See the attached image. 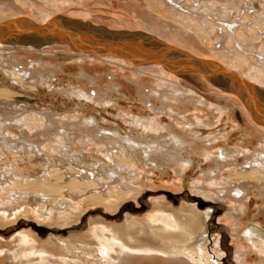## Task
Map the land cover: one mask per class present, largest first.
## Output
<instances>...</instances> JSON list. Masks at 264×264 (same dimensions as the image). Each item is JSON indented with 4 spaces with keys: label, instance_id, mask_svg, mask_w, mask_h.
I'll list each match as a JSON object with an SVG mask.
<instances>
[{
    "label": "rangeland",
    "instance_id": "obj_1",
    "mask_svg": "<svg viewBox=\"0 0 264 264\" xmlns=\"http://www.w3.org/2000/svg\"><path fill=\"white\" fill-rule=\"evenodd\" d=\"M6 1H12L19 4L17 0ZM21 1L24 3V6H20L22 9L21 11H16V17H26L37 23H44L46 20H49L55 16L64 15L72 19H80L93 23L96 26H105L111 30L144 32L146 34L155 36L172 46L187 51L192 55L204 59L214 60L222 64L226 69H234L233 71L237 72V68H234L232 64H229L230 62L226 59V55L228 54H226V50L223 47L224 43L221 45V49H218L219 44H216L215 40L211 39L209 35H205L202 30L197 27L194 21H191V19H188V21L186 19V23L184 22L183 26L186 27L187 25V28H190L189 33L192 35V37L190 36V39H192L191 42L193 45L197 44L199 50L197 48L191 47L188 41H185V39L182 40V38H180L176 40L174 38L176 41L172 39L173 36L170 34L172 32L174 33V31H172L173 29H171V26L181 25L176 23L175 19L177 18L179 21H182V18L176 17L173 12H171L168 8H165L164 4L162 5L157 0H149L150 4L147 0H62V3L60 2V7L56 6L55 4H51V1H48L49 4L48 2H45L47 3L45 4L42 0ZM203 1L206 2V0ZM239 1L240 0H209L208 3L214 10L216 8L215 4L218 6L221 5L220 3L222 2V8L225 6L229 7L234 15H238L239 10L236 6L241 4L238 3ZM242 1L249 2L250 0ZM260 1L262 2L261 6L263 5L261 7V11L264 13V0ZM25 2L27 4L26 7ZM188 4L190 5H188L190 7L189 10L194 11L195 7L192 5V0H189ZM41 7H45L47 9V12L49 13L47 19H42L39 15L35 14L36 11L41 10ZM149 14H152L155 18V25H159L158 28L166 25V32L168 31L169 33L170 31L171 33L163 34L160 31L158 32L151 30L154 28L151 27L150 29L147 23L142 21L144 18L148 17ZM201 14L202 12L199 13L200 16ZM249 15L250 14H247V17L243 19L242 25H247L249 27L252 26L253 21L251 20L253 19H250L248 17ZM0 16H6L8 19L15 18L10 14L5 15L2 11H0ZM191 16L193 19L197 18V21L199 22L202 20L200 16ZM205 17L216 24H219L217 19L221 18L215 15L213 12L212 14L210 13L205 15ZM253 29L254 26H252V32ZM198 34H201V36H198ZM194 37H196L197 42H194ZM258 42L261 45H264V39H258ZM0 52L7 56L12 54V59L17 58L20 60V62L23 61V64H28V66L33 62L32 59L34 61L37 59H42L45 62L44 67L42 68L53 66L48 69L50 70L49 73L51 74L52 72L54 75L51 74V76L48 73L47 75L50 76L46 75L43 77V79L46 81L41 79L42 77L39 75L38 79L29 77L27 78L28 81L27 79L24 80V83L27 81V84L30 86H25L26 84L24 85L23 81L19 82L17 77L16 79L14 77L11 78L6 71V68L0 64V80H3L4 83L7 82L8 86L11 85L10 87L14 88V91H17L20 96L23 95V99H16L15 103H13L14 106H12L14 108H20L23 105H26L28 112L32 114L31 119L34 118L37 120L41 118V114L47 110L55 111L65 120L72 114L80 115L83 113L88 116L96 117L97 121L102 126L115 128L118 130L120 129L121 131L128 132L133 135H142V137L144 136L145 138H150V136L148 137V135L152 134V132H150V126L157 128L158 125L157 129L160 130V132H166L169 128L175 133L184 135V137L186 136L188 140L190 139L194 141L193 146L183 148L181 151H179V154L175 156L176 159H172V151H165V156L161 154H154L155 156L153 155L152 158H155V161L158 160V163L160 162V167H153L154 165L151 166V160L141 158L142 156L140 153H136L138 156L125 154V159L130 161V168H135L134 175H138H136L135 178H133V175L131 179L133 183L132 187L134 188L135 193L128 195L119 193L116 196L107 195L109 196V200L104 198L89 199L90 196L87 194V196L81 198V203L79 204L80 209L76 211L77 216H72V219L66 220L67 222L62 221V224L55 217H40L34 210L31 212H26L25 208L31 207L30 205H18V212L15 216H10L8 218L3 217L0 219V251L4 248V246L12 244L15 240V237L18 235H24L30 238L29 235L33 236L34 234L38 239L37 245L39 243L41 245L46 243L51 236L60 235L63 238H67L77 235L78 237L76 236L77 238L73 242L72 253H65H68V257H71L70 255H75V257L79 255L81 258L80 261L83 260L82 264H110L109 261L102 257L96 242H93L91 239L90 230L94 225L93 222L101 219L102 221H105L106 225H116L120 229V232L124 233L125 229L123 226L127 215H130L140 224H144L147 222L148 217L155 212L167 214L170 207L176 209L193 205L196 206L198 212V216L196 215L197 218L195 217V220L192 222L193 227L195 226L194 224H197L196 222L201 221L202 219H207L205 228L207 227L206 229L211 238H215L218 241V247L223 253L222 264H239L236 258L237 247L243 242L242 238L247 231H253L258 228L261 230L260 232H264V194L262 195L264 188H261V186L257 184L258 187L254 185L248 190V194L245 196L246 200L248 201L247 211L241 215L240 218H238V225L236 227L235 222L231 219L229 220L230 217L228 216V213L231 209L230 207L235 206L236 203L233 201L230 203L228 200L223 199L221 195L219 197L218 195L220 193L217 192V185L214 186L213 184L215 182L214 178H217V180H220V182L223 181L222 178H225L228 182H231V179L233 180V177H235L233 173L227 169L220 171L222 175L220 174L217 176L215 174V170H217L216 163L219 161L216 159L214 160L215 155L213 153L217 152V150L222 146H225V143L231 146L239 145L242 147H246L249 144L248 147L250 149L252 144L255 145L258 141V137L256 136L257 133L255 136L249 135L250 132L247 131L246 128H248L250 125L246 116L241 112L240 108L235 105L237 110L235 109L233 114L229 112V108L233 106V101L228 96L233 94H231L229 91L215 86L200 73L186 72L179 74L169 73L166 75L161 74L153 69H144V71H139L141 67L137 66L132 61L127 60L129 62L126 61L125 63H120V61L109 59L110 56L106 57L95 52L85 53L82 51H75L66 44L54 43L38 48L24 44L0 43ZM250 53L248 56L251 55ZM247 60L249 61L245 65H249L250 62L253 63V59L251 60L247 57ZM124 64L127 66H124ZM254 66H256L259 71L261 70L262 72L260 71L259 74L262 73L264 76V63L254 64ZM237 73L240 76H243L241 75L243 73L239 71ZM83 75L96 77L97 79L95 81L90 80L87 76L85 79ZM26 76L28 77L30 75ZM245 78L247 81L251 83L253 82L252 84H255L264 90V82L259 83L258 80L252 79V77H250L252 79L250 80L248 76ZM163 80L164 83L167 82L166 84L171 82L170 85L178 83L179 85H182L181 87L190 90L195 94L197 93L198 95L203 96V98H208V103L202 102L201 104L200 102L199 104V101H196L195 106L193 101H189L187 102L188 104L186 103V105L180 104V107L178 106L179 108H175V111L178 112L177 115L179 116L168 111L160 112L154 109L151 107V104L148 105L149 103L147 102L146 98L144 99V95L150 94V89L157 83L163 82ZM81 89L85 90L86 94H89L87 96H80V94H78V90ZM70 92L72 94H70ZM94 95L97 96L94 97ZM223 96L224 98H222ZM150 100L155 106H160L161 104V102L156 100L155 97L150 98ZM15 104L19 107H16ZM214 104L223 105L225 107L224 113L215 114L214 111L211 112V110H213L211 109L213 107L212 105ZM182 109L184 111H181ZM215 117L217 122H215ZM212 118L214 121L212 120L213 123L211 125L210 123H206L207 125L198 123V121H210ZM142 119H145L146 121H142ZM27 123L28 122H24L25 125ZM32 124H35V120ZM195 125H198V128ZM34 126L36 127L37 125ZM143 127H146L147 129H143ZM42 130L43 126H37L34 130L26 131L27 135L40 133L38 134V137H35L36 139H39H35V143L41 144V141L43 142L45 137ZM146 130L149 132L148 135L146 134L148 133ZM191 131L192 136L190 134ZM6 132L9 133L12 140H18V136L20 135V130L18 128H13ZM141 132H144V135ZM225 132L229 133V136L226 138V140L222 137V134ZM15 133L18 135L16 136ZM194 133L197 135H193ZM252 138L254 139L252 140ZM88 139L90 140L87 142V145L86 143L81 145V138L76 137L75 140L77 144L75 145V148L86 151V153L92 155V157L98 156V158L105 159V156H102L98 152V148L101 144L97 146L96 144H92L93 142H91L90 137H88ZM101 147L103 146L101 145ZM10 149H12V151L18 152L29 151L28 149L24 150L20 148H9L8 150L11 151ZM8 150L5 148H0V151ZM43 151L46 150L44 149ZM5 155L6 156H0V180H3L4 176L10 178V173L12 176H16L19 173H27L30 176L37 174L41 175L43 173L41 168L44 166V163L39 158L30 161L27 157H23V160L16 158L17 155H12L14 156L12 157L7 152ZM169 156L172 157L169 159ZM160 157H163L164 160ZM165 158L168 159V161L165 160ZM132 161H136V163H132ZM177 161H179L182 165ZM162 162H165L166 164L163 163V165L161 164ZM56 163L58 164V162ZM54 169V166L46 167V170L49 172V174ZM62 171H67V165ZM211 173L212 175H210ZM71 174L72 173L69 172L67 175H65V178L67 179ZM51 175L56 178L55 173H52ZM71 176L75 177L76 175ZM103 191L104 188H102V192ZM212 193L216 194V198L214 196L215 200H213ZM62 196L63 195H61L59 198L61 199ZM1 214L3 215L4 213L1 212ZM203 214L205 215V218ZM186 215L187 214L184 211V215H180V217L183 219L186 217ZM53 218L57 222H55ZM52 229L54 231H52ZM55 230L63 232H55ZM130 232L132 237L130 241L131 245L138 246L136 240L139 239L143 233H141L140 228H132ZM214 240L213 245H215ZM249 245L250 243H245L246 249L242 264H264V259L257 251H254L251 245ZM45 256L49 258V261L44 260L45 264H59V261L65 258L63 255L53 251L47 252ZM164 264L168 263L164 262Z\"/></svg>",
    "mask_w": 264,
    "mask_h": 264
},
{
    "label": "bare ground",
    "instance_id": "obj_2",
    "mask_svg": "<svg viewBox=\"0 0 264 264\" xmlns=\"http://www.w3.org/2000/svg\"><path fill=\"white\" fill-rule=\"evenodd\" d=\"M17 1L19 4L12 1L0 0V11H2L5 15L10 14L11 16L16 17V11H21L22 9L20 6H24V3L21 0ZM42 1L44 3L51 1V4H55L58 7H60V4L62 3V0ZM147 1L149 3V0ZM157 1L162 5L164 4V7L173 12L176 17L182 18V21H179L177 18L175 19L176 23L181 25L171 26V29H173L172 31H174V33H171L169 31V33H171L170 35L173 36L172 39H185V41H188L191 47L197 48L199 50L198 45H193L191 42L192 39H190V36L192 37V35L189 33L190 28H187V25L186 27L183 26V23H186V19L187 21L188 19H191V21H194L197 27L202 30L205 35H209L211 39L215 40L216 44H219L218 49H221V45H223L224 43L223 47L226 50V54H228L226 55L227 61H229V64H232L234 68H237V72L239 71L243 73L241 74L243 75V78L248 76L249 78L252 77V79L258 80L259 83L264 82V76L262 75V73L259 74L261 70L259 71V69L254 66V64L264 63V45H261L258 42V39H264V13H262L261 11V7L263 5L261 6L262 2L260 0H248L249 2H243L242 0H240L238 3L241 4L237 6L235 5L239 10L238 15H234L229 7L225 6L226 8H222V2L220 3L221 5L218 6L217 4H215L216 8L213 10L208 3L209 0H206V2H204L203 0H192V5H194L195 8L194 11H190V5L188 4L189 0ZM26 6L27 4L25 2V7ZM200 12H202L201 16L199 15ZM212 12L218 17H221L217 19V22H219V24H216L215 22H212L210 19L208 20L207 17H205V15L207 14H212ZM35 14L39 15L42 19H47L49 16V13L47 12V9L45 7H41V10L36 11ZM247 14H250L248 17L250 19H253L251 21H253L254 25L250 23L252 24V26H254L253 32L252 26L249 27L247 25H242L243 19L247 17ZM191 15L197 17L200 16L202 18L201 22L197 21V18L193 19ZM6 19H8L6 16H0V22ZM142 21L147 23L150 29L151 27L154 28L151 30H155L158 32L160 31L163 34H169L168 31L166 32V25L160 28H158L159 25H155V18L152 14H149L148 17L144 18ZM199 35L201 36V34H198V36ZM193 40H195L194 42H197L196 37H194ZM138 41L145 40L139 38ZM24 43L30 44L27 42ZM143 43L144 42H134V44ZM37 47L40 48L42 47V45L38 44ZM77 50H83L87 53L90 51L85 48H77ZM249 53L252 56H248ZM112 57L114 56L110 55L109 59L120 61V63L126 62L125 56H121L118 58ZM247 57L248 59H253V63L250 62L249 65H245L249 61L247 60ZM11 59L12 54L7 56L4 53L0 52V64H2L4 68H6V71L11 78L14 77L16 79L17 77V80H19V82L23 81V83L24 80L29 77L38 79V75L42 77L41 79H43V77L46 76L50 71L48 68L53 67L47 66L48 68H42L44 67L45 63L42 59H37L35 61L32 59L33 62L29 66L28 64H23V61L20 62V60L17 58H14L12 60ZM137 61V63H140V59H138ZM125 65L126 64H124V66ZM136 65L141 67L139 71H144V69H153L161 74L166 75L169 73L176 74L181 72V69H176L177 72H173L174 68H172V70H168L162 63L157 62L141 63ZM205 71L211 77L217 73V71L213 68L206 69ZM26 75L30 76L27 77ZM86 76L90 80L95 81L97 79L96 77H89L88 75ZM86 76H84L85 79L87 78ZM220 79L223 82L221 89L229 91L231 94H233L228 95L229 98H231V100L233 101V106L229 108V112L233 114L236 109L235 105H237L248 120L250 126L248 125L249 127L246 129L250 132L249 135L255 136L256 133L258 134H256V136L258 137L257 143L253 145L251 142L252 146L250 149L248 147L249 144L246 147H242L239 145L231 146L225 143V146H222L217 150V152L213 153L215 155L214 160L216 159L219 161L218 163L215 162L217 167V170H215V174L219 176L221 174V170L227 169L235 176L233 177V180L231 179V182H228L227 179L222 178V180L224 181H222L223 183L220 182V180H217V178H214L215 182L213 184L214 186L217 185V192L220 193L218 195L219 197L221 195L223 199L228 200L230 203L232 201L236 203L235 206L230 207L231 209L228 213V216L230 217L229 220H233L237 227L238 218H240V216L247 211L248 201L246 200L245 196L246 194H248V190L254 185L257 186V184L261 186V188H264V124L261 123L264 121L263 119L259 118V114L258 117L256 116V119H254L252 113L248 109V106H251L256 110L257 107L264 108V90L256 86L255 84H252L253 86L245 87L241 83V81H237L238 79L235 77L228 76V78H226V81H224L221 77ZM252 79L250 78V80ZM27 81H25L24 85L26 84L25 86H30L29 84H27ZM166 83H164L163 80V82L157 83L151 89L149 87V89L151 90L150 94L144 95V99L146 98L147 102L149 103L148 105L151 104V107L160 112L168 111L177 115L178 112L175 111V108L178 106L180 107V104L186 105V103L189 101H193L195 103V106L196 101H199V104L200 102L201 104L202 102L208 103V98H203V96L198 95L197 93L195 94L194 92L181 87L182 85H179L178 83L171 85V82H169V84ZM10 86H8L7 82L4 83L3 80H0V148H5L7 150L9 148H20L24 150L28 149L29 151L18 152L12 151V149H10L11 151H0V156H6L5 154L7 152L11 156L17 155L16 158L21 160L24 159L23 157H27L30 161L39 158L44 163V166L41 168L43 170V173L41 175L37 174L34 176H30L27 173H19L16 176H12V174L10 173L11 177L9 176L10 178H7L3 174V180H0V219L3 217L8 218L10 216H15L18 212V205L22 206L23 204H27L33 207H26V212H31L32 210H34L40 217H55L60 223L68 219H72V216L75 217V215L77 214L76 211L80 209L79 204L81 203V198H84V196H87V194L90 196L89 199L104 198L106 200H109V196L107 195L116 196L119 193H124L126 195L135 193L134 188L132 187L133 183L131 180L133 175L135 174V168H130V161L128 159H125V154L138 156V154L136 155V153H140L142 157L140 155L139 156L141 158L151 160V166L154 165L153 167H160V162L158 163V160L155 161L156 159L154 158V160L152 158L154 154L164 155L166 153L165 151H172L171 154L173 155V157L169 156V159L170 157H172V159H176L175 156L179 154V151H181L183 148L194 145V141L190 139L188 140L186 136L184 137V135L173 132L168 127L166 132H160V130L157 129L158 125L156 128L148 124L151 127L150 132H152V134L148 135L149 132L146 130L148 132L146 134L148 135V137L150 136V138H145L144 136L142 137V135H133L131 133L121 131L120 129L118 130L115 128L102 126L99 124L96 117L88 116L83 113H81L80 115L69 114L70 116L65 120L60 114L56 113L55 111L47 110L44 111L43 114H41V118L37 120L33 118L35 120V124H32L34 120L31 119L32 114L28 112L26 105H23L20 108L13 107V103H15L16 99H23V95L20 96L19 93H17V91H14V88ZM243 87L244 89L242 90L241 94L249 102L247 104L248 106L244 103V98L242 99L238 94H236V91L233 92L232 90H230V88L242 89ZM70 94L72 93L70 92ZM78 94H80V96H87L89 93L86 94L85 90L81 89L78 90ZM96 96L97 95H94V97ZM152 96L155 97L156 100L161 102L160 106H155L152 104L150 100V98H153ZM222 98H224V96ZM17 106L18 105H16V107ZM212 106V108L210 107L211 109H213L211 110V112L214 111L215 114L224 113L225 107L223 105L214 104ZM181 111L184 110L182 109ZM214 119L215 122H217L216 117ZM214 119L212 118L210 121L207 120L204 122L198 121V123L202 125L210 123L211 125L213 123L212 120L214 121ZM142 121L146 120L142 119ZM24 122L28 123L25 125ZM34 125L40 127L43 126L42 131L44 132L43 135L45 137L43 142L41 141V144L35 143V137H38V134L40 133H30L31 135H27L26 130H34L37 127H35ZM195 126H197L198 128V125ZM13 128H18L20 130L18 140H12L9 133L6 132ZM145 128L143 127V129ZM191 133L192 131L190 132V134ZM195 133L193 135H195ZM222 135V137L226 140V138L229 136V133L225 132ZM76 137L81 138V145L83 143H86L87 145V142L90 140L88 139V137L91 138V142H93L92 144H96L97 146L101 144L103 147H101L100 145L98 148V152L102 156L104 155L105 159L98 158V156L92 157V155L86 153V151L75 148V145L77 144L75 140ZM253 139L254 138H252V140ZM44 149L46 151H43ZM165 160L168 161V159L166 158ZM56 162H58V164ZM132 163H136V161H132ZM163 163L165 162H162L161 164ZM66 165L67 171H62ZM47 166H54L55 169L49 174V172H47L46 170ZM68 171L72 173L71 175L76 176L72 177L71 175H69L66 179L65 175L69 173ZM52 173H55L56 178L51 175ZM136 175H134L133 178H135ZM210 175H212V173ZM102 188H104L103 192ZM204 189L203 191L205 192ZM263 194L264 190L262 192V195ZM61 195H63V198L61 197L60 199L59 197ZM215 195V193H212L213 200H215L216 198ZM184 211L187 215L182 219L180 215H184ZM1 212L4 214L2 215ZM197 213L198 212L195 205L184 206L182 208L176 209L170 207L167 214L159 212L151 214L148 217L147 222L144 224H140L139 222L135 221L130 215H127L126 221L123 226V228L125 229L124 233H121L120 229L116 225L109 226L106 225L105 221L98 219L97 221L93 222L94 225L90 230V235L92 241L96 242V245L98 246L102 257L109 261L110 264H164V262L168 264H222L223 253L218 247V241L215 238H211L206 229L207 227L205 228L207 219H202L201 221H198L199 223L196 222L197 224H194L195 226L193 227L192 222L195 220V217L197 218ZM203 216L205 218L204 214ZM132 228H140L141 233H143V235L136 240L138 246L136 244V246L131 245L130 241L132 237L130 234V230ZM260 231L261 230H259L258 228L253 231H247L242 238L243 242L238 245L236 252V258L239 264H242L244 261L246 249L245 243H250L254 251H257L259 255L264 259V232L262 233ZM55 232L62 233L63 231L55 230ZM29 236L30 238L24 235H18L15 237V240L12 244L4 246V248L0 251V264H45L44 260L49 259L45 256V254H47V252L49 251L57 252L65 257L63 260L59 261V264H82L83 260L80 261L81 258L79 257V255L76 254V257L75 255H70L71 257H68V253L65 254L66 252L72 253L73 242L78 237L77 235V237L74 235L67 238H63L60 235L51 236L49 240L42 245L40 243L37 245L38 239L34 234L33 236ZM213 240L215 242V245H213Z\"/></svg>",
    "mask_w": 264,
    "mask_h": 264
},
{
    "label": "water",
    "instance_id": "obj_3",
    "mask_svg": "<svg viewBox=\"0 0 264 264\" xmlns=\"http://www.w3.org/2000/svg\"><path fill=\"white\" fill-rule=\"evenodd\" d=\"M139 38L147 42L138 41ZM134 42L144 43L134 44ZM0 43L24 44L35 47L38 44L42 46L54 43L66 44L75 51H79L77 48H85L104 56L112 55L116 58L125 56L126 61H132L134 64L157 62L162 63L168 70L174 68L173 72H177L176 69H181L179 73H200L209 82L220 88L223 85L220 77L226 81L228 76L237 78V81H241L245 87L253 86L251 82L249 83L233 70L226 69L222 64L192 55L155 36L144 32L111 30L105 26H96L93 23L72 19L64 15L55 16L44 23H37L26 17L4 20L0 22ZM82 52L85 51L82 50ZM138 59H140V63H137L139 62ZM211 67L217 71L212 77L205 71L212 69ZM243 89L244 87L242 89L230 88L233 92L236 91V94L242 99L244 98L241 94ZM244 103L247 105L249 102L245 99ZM248 109L254 119L259 114V118L264 121V111H262L264 108L257 107L256 110L248 106ZM261 123L264 124V122ZM52 231L54 230L52 229Z\"/></svg>",
    "mask_w": 264,
    "mask_h": 264
}]
</instances>
